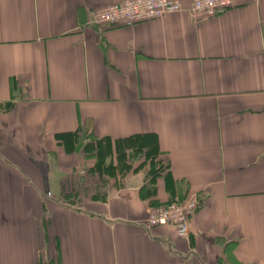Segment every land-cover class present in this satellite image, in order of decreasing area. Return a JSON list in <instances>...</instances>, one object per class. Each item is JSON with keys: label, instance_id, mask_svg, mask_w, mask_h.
<instances>
[{"label": "crops", "instance_id": "crops-1", "mask_svg": "<svg viewBox=\"0 0 264 264\" xmlns=\"http://www.w3.org/2000/svg\"><path fill=\"white\" fill-rule=\"evenodd\" d=\"M124 1L0 0V264H264V0L92 23ZM136 135L155 160L78 198L84 144ZM190 195L187 237L146 226Z\"/></svg>", "mask_w": 264, "mask_h": 264}, {"label": "built area", "instance_id": "built-area-1", "mask_svg": "<svg viewBox=\"0 0 264 264\" xmlns=\"http://www.w3.org/2000/svg\"><path fill=\"white\" fill-rule=\"evenodd\" d=\"M234 0H193L190 14H199L203 19L213 18L231 8ZM183 10L177 0H126L97 12L92 20L95 25L132 27L139 23L160 19L164 15ZM196 195L182 201L151 207L147 227L171 226L179 237L189 232V216L200 207Z\"/></svg>", "mask_w": 264, "mask_h": 264}, {"label": "trees", "instance_id": "trees-1", "mask_svg": "<svg viewBox=\"0 0 264 264\" xmlns=\"http://www.w3.org/2000/svg\"><path fill=\"white\" fill-rule=\"evenodd\" d=\"M69 136L76 138L77 135L76 133L61 134L57 135V138L63 139ZM156 147V142L150 135H136L115 140L113 142V148L112 141L105 137L95 140L92 139L86 142L83 146V152L84 154L94 155L96 163L92 170L94 173L101 176L103 174H113L118 166H120L123 170H126V172L135 171L142 164H137V166L131 167L130 164L126 163L129 158H133L135 156H141L143 158V162L150 161L152 163L156 158ZM113 152L116 153V165L111 163L109 166H105L106 160L111 157Z\"/></svg>", "mask_w": 264, "mask_h": 264}, {"label": "rangeland", "instance_id": "rangeland-1", "mask_svg": "<svg viewBox=\"0 0 264 264\" xmlns=\"http://www.w3.org/2000/svg\"><path fill=\"white\" fill-rule=\"evenodd\" d=\"M111 158L112 159H115L116 160V153L113 152V154L111 155ZM111 158H108L110 160H108L106 163H105V166H109L111 163H112V159ZM143 160V158L141 156H135L133 158H129L127 160V164H130L131 167H135L137 166V164H139V162ZM94 165L96 163V159L95 157L92 159ZM94 168V166H93ZM120 171V173L122 172H125L126 170H123L120 166H118L117 168V171ZM85 171V170H84ZM91 172H87V174H83L82 171H80L78 173V176L76 178V181H75V184H76V191H77V197H82V198H86V197H91L92 195H95V196H100V194H102V191L101 189H97V187H101L103 185H107L108 183V180L107 178L108 177H99V175L97 174H90ZM119 173V174H120ZM110 175V174H109ZM102 176V175H101ZM70 188V185L68 187V189ZM74 191V194H75V190ZM73 193V192H72ZM88 199V198H87Z\"/></svg>", "mask_w": 264, "mask_h": 264}]
</instances>
